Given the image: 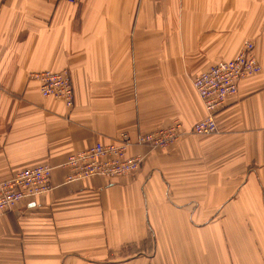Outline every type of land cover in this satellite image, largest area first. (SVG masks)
Masks as SVG:
<instances>
[{"label":"crops","instance_id":"0c3cea01","mask_svg":"<svg viewBox=\"0 0 264 264\" xmlns=\"http://www.w3.org/2000/svg\"><path fill=\"white\" fill-rule=\"evenodd\" d=\"M254 44L261 70L215 117L192 80ZM68 70L73 105L34 72ZM177 125L130 176L66 182L67 158ZM51 167L52 190L0 216V264H264V0H0V181Z\"/></svg>","mask_w":264,"mask_h":264},{"label":"built area","instance_id":"2783aa9c","mask_svg":"<svg viewBox=\"0 0 264 264\" xmlns=\"http://www.w3.org/2000/svg\"><path fill=\"white\" fill-rule=\"evenodd\" d=\"M76 4L79 0H50ZM261 70L255 55L254 44L244 42L239 55L230 61H219L193 79V87L205 108L206 116L197 121L191 132L196 135H213L217 132L215 116L225 108L227 99L236 96L238 84L244 77ZM31 79L39 83L40 95L52 97L66 108L73 105V89L67 70L31 73ZM177 125L139 135L135 143L126 134L118 136L111 144L95 143L86 150L67 158L66 182L81 181L90 177L106 179L130 176L140 167L144 156H129L135 146L149 150L164 149L181 137ZM51 167L43 164L17 171L12 177L0 182V214L13 209L20 201L34 198L52 190Z\"/></svg>","mask_w":264,"mask_h":264},{"label":"rangeland","instance_id":"374dc122","mask_svg":"<svg viewBox=\"0 0 264 264\" xmlns=\"http://www.w3.org/2000/svg\"><path fill=\"white\" fill-rule=\"evenodd\" d=\"M48 1H50V0H48ZM52 2H55V1H52ZM56 3H62V2H56ZM63 3H66V2H63ZM78 3H80V0H79ZM78 3H76V4H71V5H77ZM68 4H70V3H68ZM245 42H246V41H245ZM249 42H250V41H249ZM251 43H252V42H251ZM252 44H253V43H252ZM243 45H244V43H243ZM242 48H243V46H242ZM242 48H241V50H242ZM241 50H240V52H241ZM240 52H239V53H240ZM238 55H239V54H238ZM238 55H237V56H238ZM64 70H65V69H64ZM61 71H62V70H61ZM67 71H68V70H67ZM40 72H42V71H40ZM58 72H60V71H58ZM34 73H36V72H34ZM68 73H69V71H68ZM30 74H31V73H30ZM30 74L28 75V79H29L30 81H34V82H36V83H37V87H38V86H39V83H38L36 80L31 79V78L29 77ZM69 78H70V74H69ZM70 81H71V78H70ZM192 82H193V80H192ZM192 86H193V84H192ZM193 88H194V87H193ZM194 90H195V89H194ZM38 91H39V88H38ZM195 92H196V91H195ZM39 93H40V92H39ZM196 94H197V93H196ZM197 96H198V95H197ZM43 98H44V97H43ZM48 98H50V99H54V98H52V97H48ZM198 98H199V96H198ZM199 99H200V98H199ZM54 100H55V99H54ZM73 100H74V97H73ZM61 103H62V102H61ZM62 104H63V103H62ZM63 105H64V104H63ZM202 105H203V103H202ZM71 107H72V106H71ZM71 107H70V108H71ZM203 107H204V106H203ZM204 111H205V108H204ZM205 116H206V112H205ZM205 116H204V117H205ZM215 117H216V116H215ZM202 119H203V118H202ZM200 120H201V119H200ZM200 120H199V121H200ZM215 122H216V120H215ZM195 123H196V122H195ZM195 123H194V124H195ZM194 124H193V125H194ZM193 125L191 126L189 133L192 134V135H196V134H194V133L191 132V129H192ZM216 126H217V125H216ZM216 133H217V132H216ZM216 133H215V134H216ZM147 134H148V133H147ZM213 135H214V134H213ZM182 136H183V135H182ZM199 136H202V135H199ZM137 139H138V138H137ZM111 143H112V142H111ZM111 143H107V144H111ZM169 147H170V146H169ZM169 147H167V148H169ZM167 148H164V149H167ZM159 149H161V148H159ZM129 150H130V149H129ZM156 150H158V149H156ZM143 160H144V159H143ZM141 164H142V163H141ZM140 166H141V165H140ZM51 170H52V169H51ZM15 173H16V172H15ZM15 173H14V174H15ZM14 174H13V175H14ZM13 175H12V176H13ZM12 176H11V177H12ZM50 178H51V177H50ZM117 178H118V177H117ZM117 178H111V179H108V180H113V179H117ZM8 179H9V178H8ZM105 179H106V178H105ZM6 180H7V179H6ZM3 181H4V180H3ZM0 182H1V181H0ZM51 185H52V184H51ZM52 188H53V187H52ZM49 192H50V191H49ZM47 193H48V192H47ZM36 197H38V196H36ZM34 198H35V197H34ZM30 199H32V198H30ZM24 200H26V199H24ZM22 201H23V200H22ZM20 202H21V201H20ZM20 202H19V203H20ZM15 207H16V206H15ZM15 207H14V208H15ZM14 208H13V209H14ZM13 209H11V210H13ZM11 210H9V211H11ZM9 211H6V212H9ZM6 212H4V213H6ZM4 213H1L0 216L3 215Z\"/></svg>","mask_w":264,"mask_h":264},{"label":"bare ground","instance_id":"6f19581e","mask_svg":"<svg viewBox=\"0 0 264 264\" xmlns=\"http://www.w3.org/2000/svg\"><path fill=\"white\" fill-rule=\"evenodd\" d=\"M60 102V101H59Z\"/></svg>","mask_w":264,"mask_h":264}]
</instances>
